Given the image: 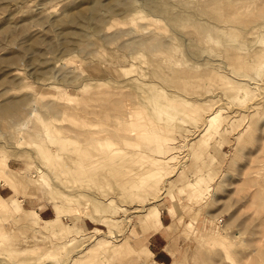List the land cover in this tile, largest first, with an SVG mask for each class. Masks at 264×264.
Returning a JSON list of instances; mask_svg holds the SVG:
<instances>
[{
	"label": "rangeland",
	"instance_id": "obj_1",
	"mask_svg": "<svg viewBox=\"0 0 264 264\" xmlns=\"http://www.w3.org/2000/svg\"><path fill=\"white\" fill-rule=\"evenodd\" d=\"M158 240L264 264V0H0V264Z\"/></svg>",
	"mask_w": 264,
	"mask_h": 264
},
{
	"label": "crops",
	"instance_id": "obj_2",
	"mask_svg": "<svg viewBox=\"0 0 264 264\" xmlns=\"http://www.w3.org/2000/svg\"><path fill=\"white\" fill-rule=\"evenodd\" d=\"M45 215V213H44ZM47 216V213H46ZM161 238V237H160ZM151 246H153L152 250L150 253H152V256L155 258V262L158 264H165L169 261V255L164 251V244L158 240V242H150Z\"/></svg>",
	"mask_w": 264,
	"mask_h": 264
},
{
	"label": "bare ground",
	"instance_id": "obj_3",
	"mask_svg": "<svg viewBox=\"0 0 264 264\" xmlns=\"http://www.w3.org/2000/svg\"><path fill=\"white\" fill-rule=\"evenodd\" d=\"M6 183H7V181H6ZM158 226H159V228H160L161 223H160V220L157 218V219H156V224H155V226L152 228L153 231L158 230V229H159Z\"/></svg>",
	"mask_w": 264,
	"mask_h": 264
}]
</instances>
